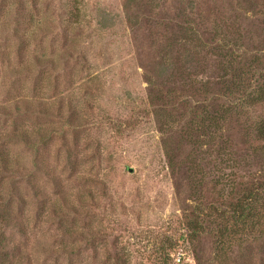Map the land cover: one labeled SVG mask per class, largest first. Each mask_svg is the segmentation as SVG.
Here are the masks:
<instances>
[{
	"label": "rangeland",
	"instance_id": "rangeland-1",
	"mask_svg": "<svg viewBox=\"0 0 264 264\" xmlns=\"http://www.w3.org/2000/svg\"><path fill=\"white\" fill-rule=\"evenodd\" d=\"M263 53L264 0H0V264H264Z\"/></svg>",
	"mask_w": 264,
	"mask_h": 264
},
{
	"label": "trees",
	"instance_id": "trees-1",
	"mask_svg": "<svg viewBox=\"0 0 264 264\" xmlns=\"http://www.w3.org/2000/svg\"><path fill=\"white\" fill-rule=\"evenodd\" d=\"M253 70L258 72L256 73V78L255 74L252 77L250 76ZM259 74L260 77H264V53L262 57L259 55L248 57L246 54V59L243 62L239 61L238 66L232 70L231 78L224 86V96L228 98L230 95L234 94L241 95L242 98L238 104H242L245 100H251L253 103L264 102V85L257 79ZM254 78L256 80L255 83ZM221 106L226 110L224 112L219 111L220 115L218 113L211 115V111L205 108L203 110V118L200 119L201 122L204 123L203 126L206 129H210L211 132L215 133L216 138L222 135L223 126L227 122V116L232 113L231 105L229 106L227 103H224ZM241 114L242 113H240V115ZM260 126H262L260 127V133L264 135V120L261 122ZM262 202H264V187H245L244 192L239 195L235 204L232 205V208H234L232 212L225 210L221 213L217 208H215V211L220 218H227V221L233 218L235 223L234 227L237 230L240 229L245 231L255 227V222L259 220L260 216V214L257 213V206L262 205ZM200 210L202 214L206 215L204 213V208ZM191 226L192 229L202 228L201 221L198 218L193 221Z\"/></svg>",
	"mask_w": 264,
	"mask_h": 264
}]
</instances>
